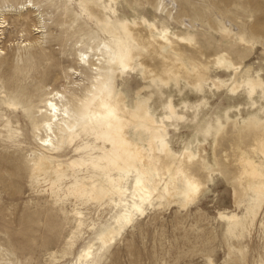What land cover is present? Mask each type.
I'll return each mask as SVG.
<instances>
[{
	"label": "rangeland",
	"instance_id": "obj_1",
	"mask_svg": "<svg viewBox=\"0 0 264 264\" xmlns=\"http://www.w3.org/2000/svg\"><path fill=\"white\" fill-rule=\"evenodd\" d=\"M173 1L172 6L133 0L132 11L123 1L0 0V22L8 24L0 27V264H264V198L250 191L236 195L235 183L220 175V157L214 154L218 142L203 135L216 118L226 126L227 112L240 125L245 119L264 122V103L250 111L245 97L229 95V86L216 91L209 83L204 101L181 86L198 107L196 116L185 115L172 81L162 88L140 54L120 68V78L108 68L110 54L106 60L101 56L119 26L144 21L171 33H205L218 45L238 48L239 69L210 65L212 81L240 82L246 72L264 79V0ZM21 5L29 7L21 10ZM80 51L90 55V66L88 58L80 60ZM92 64L114 85L131 121L147 112L156 126H166L174 168L184 151L200 161L206 154L207 175L193 201L184 204L178 196L162 194L141 205V211L133 210L136 178L130 172L124 181L131 217L122 222L121 198L102 192L117 174L94 169L106 165L114 150L98 127L95 135L73 138L50 170H33L47 94L63 93L76 111L72 97L88 86L96 72ZM173 114L185 117L174 121ZM133 128L128 138L147 151V142L134 137ZM254 160L264 176V158L257 153ZM145 168L160 173L150 158ZM177 185L182 188L184 181Z\"/></svg>",
	"mask_w": 264,
	"mask_h": 264
},
{
	"label": "bare ground",
	"instance_id": "obj_2",
	"mask_svg": "<svg viewBox=\"0 0 264 264\" xmlns=\"http://www.w3.org/2000/svg\"><path fill=\"white\" fill-rule=\"evenodd\" d=\"M119 1H123L134 11L133 0H109L114 5ZM161 2L172 6L174 4L173 0ZM27 7L29 6L21 5L20 9L24 10ZM37 21H40L39 18ZM5 23L7 22L1 20L0 27H7L8 24L4 25ZM146 24L140 21L133 26L121 25L111 33L112 42L107 44L101 56L106 60L105 55L110 54L106 62L108 68L115 72V78L121 77L120 68L129 67L133 56L140 54L147 64L148 73L159 79L162 88H168L172 81L185 115L192 112V115L196 116L198 107L191 102L187 94L183 93L181 86L189 88L190 92L195 93L202 101L209 83L216 91L229 86V95L233 98L245 97L250 111L257 104L264 103V79L260 74L250 76L246 72L240 82L234 78L229 83L210 80V65L234 71L239 69L242 53L238 48L218 45L205 33L199 35L171 33L167 29L158 30L153 23L145 26ZM38 28L42 27L38 26L37 31ZM23 42L19 41L21 45ZM26 45L27 43H24V46ZM79 53L80 60L85 62L88 58L87 64L90 66V55L82 51ZM97 60L98 65H101V59ZM98 65L92 64L96 72L88 86L80 89L79 95L72 97V100L77 102L73 106L77 108L76 111L69 106L70 101L63 93L52 90L47 94L40 111L43 120L35 136L38 152L32 155L33 170L37 172L50 170L55 159L73 138L77 137L78 140L81 135L89 133L95 135L98 127L102 131L103 139L114 150L106 165L98 163L94 169L102 174H107V171L117 174L116 178H112L107 184V188L102 187V192L105 193L104 197L109 194L121 198L123 208L119 218L122 222L127 223L131 217L127 215L129 200L125 192L127 184L124 181V176L130 172L136 178L131 197L133 210L141 211V205L162 194H166L168 199L178 196L184 204L193 201L201 190L200 181L207 175L203 164L206 154L202 153L201 162L191 153L184 151L174 168L172 164L175 154L168 144L166 126L163 124L156 126L149 119L147 112L139 117L138 121H131L121 104L122 97L115 94L114 85L111 86L107 82L106 74H102V69ZM81 68L85 70L84 66ZM212 91L210 88L209 93ZM259 110L263 111L262 108ZM228 113L224 115L226 126H223L221 118H216L214 124L203 131V135L205 138L213 136L218 142L214 154L220 157V175L226 181L235 183L236 195L238 192L242 194L244 191H250L264 198V176L254 160L257 153L264 158V122L259 121L255 124L252 120L245 119L240 125L237 121H232ZM255 113L256 110L252 113L253 116ZM185 115L178 117L173 114V119L178 121L184 119ZM131 126H134L133 136L147 142V151L139 142L128 138V128ZM201 151L204 152L202 148ZM149 158L153 164H157L159 174L145 168ZM57 167H62L63 170L64 165L58 164ZM177 180L184 181L182 188L178 187ZM221 218L229 220L226 216ZM88 258L91 259V256Z\"/></svg>",
	"mask_w": 264,
	"mask_h": 264
}]
</instances>
